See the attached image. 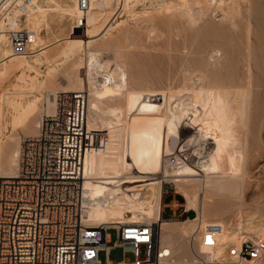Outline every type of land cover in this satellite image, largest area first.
<instances>
[{
    "label": "bare ground",
    "instance_id": "obj_1",
    "mask_svg": "<svg viewBox=\"0 0 264 264\" xmlns=\"http://www.w3.org/2000/svg\"><path fill=\"white\" fill-rule=\"evenodd\" d=\"M14 1L15 0H0V51L3 50L0 54V64L3 66L2 70H0V81L7 80L12 76H16L18 80V83L14 84L11 88L8 89L4 87L0 89V178H13L16 176L18 170L19 154L23 140L20 141L18 138L19 136L16 137L14 134H8V131H10L9 128L11 127V131L15 132L20 128L29 126L32 122L35 124V127L34 129L32 128V133L25 137L36 136L39 132L42 118L46 115L51 116L55 113L56 98L59 92H86L88 90L90 98L88 95L89 103L87 105L86 122L93 138H95L97 134L93 112L99 108V103L105 100H122V102L116 101L117 103L113 104L111 109V113L114 114L115 118L110 123L117 126L120 133L119 136L115 137L117 141L114 144V150L109 149L108 151V149H106V151L100 149L97 145L98 142L94 141L90 148L87 149L84 156L83 203L86 210L85 222L93 227L102 224L109 227H117L119 224L126 223L156 225L160 243L165 248V252L170 255V259L176 262L202 264L203 260L200 262L197 259L199 255L195 253L196 251L192 249L193 247L191 248V241L189 242L190 248L188 249L191 253V257L182 255L178 258L176 255L180 254L178 246L179 241L182 244L181 239L186 237H189L190 240L195 230L197 228L201 230L203 225L206 224L203 223L206 220L205 216H207L206 208L209 207L212 200L208 194L214 195L222 191L226 192V190L230 192V190L232 191L234 188L233 191H236V187L240 189L239 184L242 182L241 180L244 176V174H242V162L244 159V147L242 142L243 140L245 141L244 138L246 137V132L244 135L242 130L247 127V123L249 122V106L251 104L250 97L254 76L253 65H250V51L253 45L251 44V38L254 35L250 19L247 18L244 22L247 57L244 56L247 58V68L244 67L246 71L245 84L244 86L242 85L243 88H240L241 85L239 86L238 83V86H234V89H232V83L231 86H227L226 84H230L229 79L226 80L228 83L225 81V84L222 85L216 84L215 82L217 81H215V78V82L210 83L208 80L211 78L209 79L208 74H206L207 71L205 72L203 70L204 72H200V81L203 83L198 90H193L191 92L192 94L190 93L191 95L189 96L188 102H184V100L181 99L178 102L176 101L175 105H172V100L177 94L166 92V90L159 91L150 88H142L141 90L139 88L134 89L132 88L133 86L130 87L124 64L117 62L112 57L113 60L111 56L105 58L106 56H103V53H100L97 49H89V42L91 43L92 41L98 40L99 37L104 34L105 30H107L106 27L100 31L97 28L106 8L96 13H94V11L92 12L93 14L90 10L93 9V5H105L107 8L113 7L112 3L115 0H90V7L86 16V26L88 29L83 32L82 38L71 37L69 39L71 41H76L78 43V48L88 50L87 52L85 51V57H80L78 62H75L73 69L68 68L64 72V80H66V83L62 85V91L59 92L53 91V89L51 91V89H49L50 86L48 87L46 83L51 75L54 77L51 78V80L56 81L55 77H57L58 68L63 62L57 61V56L61 54L66 55L68 53L66 49H62L61 47L51 52L46 51L50 46L43 42L45 38L43 40L41 34L42 29L39 30V28H48L49 23L47 24V16L50 11L54 10L57 12L59 9L57 6H53V9L52 6L44 8L38 5L37 0H27L33 3L35 7H32L22 16L18 7L13 4ZM48 1L54 3V0ZM134 1L136 0H122L121 6L123 8H128L132 3L135 5L136 2ZM213 1L216 3L215 8L218 6L222 11L221 15L224 16L222 18L228 19L229 17L232 23L231 27H238L240 21L238 22L236 20V16L242 15V4L246 5L245 3L249 0H229V3H226V0H219L218 4V0H180L178 5L191 17L195 14V5L199 6H197V11L204 12L207 8L209 9ZM16 2H19V0H16ZM173 3L175 4V1H173ZM250 3L252 2H249V4ZM174 4L169 3L166 8L170 9L172 7H177V5ZM13 7H16L17 10L16 8L13 9ZM180 7L176 8L177 11L181 9ZM144 8L150 9L148 7ZM22 19H25L27 22V28L30 27L26 29L33 32V39L26 53H15L11 46L10 32L19 29ZM241 23L242 21L240 24ZM14 25H16L17 28ZM242 27L243 26H241V30L243 29ZM225 29L227 30V28ZM229 30H231V32L234 31L231 33L232 35L237 32L236 28L234 30L232 28ZM219 33L222 34L221 32ZM222 35L220 36L222 37ZM74 36H77V34ZM226 37L224 38L227 39ZM238 37H236V39ZM241 37L243 38V36ZM232 40L235 41L234 38ZM227 41L225 40L224 42ZM229 41H231V39ZM2 44L9 46L10 49L2 48ZM260 44L258 43L257 46H260ZM231 45L233 44L231 43ZM224 46L226 47V45ZM241 46L240 47L243 48V45ZM262 46L263 45H261V48ZM75 47L76 46H74V48ZM231 47H228V49ZM241 48L238 49L242 51L243 49ZM261 48L259 47L258 51H260ZM76 49L77 48H75V50ZM214 50L216 53H213L212 56L218 59L222 53L219 51V47ZM226 50L225 52L227 53ZM238 52L236 51L237 54ZM233 54L234 53H232L233 60L236 62L237 60H235L234 57L235 54ZM44 55L46 56L47 63L50 65V71L44 73V79L40 81L38 80L40 76L37 70H34L37 71L36 75H32L29 72V75H27V71H29V69H35V65L39 64L40 58ZM101 55L103 57H101ZM261 56L264 55L261 54ZM230 62L233 63L232 60ZM81 68H85L86 72L84 77L79 74ZM234 72L236 74V71ZM99 74L102 76V80L97 78ZM235 74L234 76L239 77L238 74ZM231 75L230 73L229 78ZM224 80L222 79V83H224ZM29 87L30 89L28 90ZM0 88H2L1 85ZM41 88L43 89L41 90ZM256 88L257 87H255V89ZM30 91L37 92L35 99L30 100L27 98L26 95ZM55 92L57 93L54 97H49V93L53 94ZM159 95L162 98H156L157 96L159 97ZM141 96H146L148 99L141 101L139 111L133 114V116H130L132 98H139ZM42 99H46L47 101V105H43V107H41ZM42 111H45L46 114L43 117L41 114ZM195 111L197 112L195 113ZM188 112L190 113L188 114ZM185 121H187L189 129H194L196 133L206 136L208 140H211L210 143L213 145L211 152L207 155L201 156V152H197L198 154L194 156L195 160L191 159L192 161L188 160V162L179 158V155L172 154L171 152L172 149L179 146L182 142H180L181 125ZM240 134L242 135L239 136ZM237 137H239V139L242 138V140H236L235 138ZM186 145L185 142L182 143L180 149H184ZM169 154L172 155L169 156ZM167 155L168 157L165 158ZM172 156L178 158L177 164H169ZM4 158L5 161L3 160ZM227 158L229 160H226ZM127 165H134V168L131 169V171L129 170L130 174H128V176L121 177V172H125L124 169L125 167L127 168ZM136 167L142 168L140 173L147 175L135 174L134 170ZM161 170H163L164 176L167 177L165 181L171 180L174 182L177 187L176 192L180 193L185 199L184 203H182L186 207L185 209H194L197 212L196 218H178L170 221L162 219V194L165 190V183L161 181L162 179H159L160 177L148 175L159 174ZM178 204L177 201H174L173 205L178 206ZM126 210L132 212L131 217H125L124 213ZM174 223L175 226L171 225ZM238 224V227L235 228L237 231L234 232L231 239L227 231L221 234L217 231L218 229L216 230L215 228H210L209 231H206L207 234H204L213 237V241L208 244V246H212L214 250H217L215 254L216 258L224 256L223 264L229 263V261L226 260L227 257H225L227 246L232 245L230 247L239 248L242 243L241 241L248 236L251 237V234L255 236L264 235V223L254 224L250 222L246 227L241 223ZM174 232L180 234H178V238L174 237ZM199 233H197L196 240L198 245L199 243L201 245L205 242V237L203 236V238L201 233ZM233 238H237L238 241H235ZM229 240H232V243H229ZM219 243H222V245L224 243V246H216L217 244L219 245ZM185 250L186 249H184V252ZM228 254L233 258L232 260L235 259V256L230 255L231 253L229 250ZM204 258L206 260H204L203 263L211 262L208 260V257L204 256ZM238 260L239 259H237V261ZM247 260H249L250 264H254L258 259Z\"/></svg>",
    "mask_w": 264,
    "mask_h": 264
},
{
    "label": "rangeland",
    "instance_id": "obj_2",
    "mask_svg": "<svg viewBox=\"0 0 264 264\" xmlns=\"http://www.w3.org/2000/svg\"><path fill=\"white\" fill-rule=\"evenodd\" d=\"M121 1L122 0H120V2L119 0H115L112 3L113 7L108 8L105 5H93V9L90 10L91 13L94 11V13H96L99 12L101 9L106 8L99 24L97 25V28L100 31L101 29L106 27L107 30H105L104 34L99 37L98 40L92 41L91 43L89 42V46L91 47H89V49H97L100 51V53H103V56H106L105 58L111 56V58L113 57L117 62L124 64L126 72L128 74L127 77L130 87L133 86L132 88H139L141 90L142 88L156 89L159 91L166 90V92H173V94H177L173 99L174 101L172 100V105H175L176 101L178 102L181 99L184 100V102H188L189 96L192 94L191 92L193 90H198L203 83L200 81V72H202L203 70L205 72L207 71L206 74H208L209 79L211 78L210 80H208L210 81V83H214L215 81H217L215 82L216 84L222 85L225 84V81L229 79L230 84L226 81V83H228L226 84L227 86H231L232 83V89L235 88L234 86H238V84L239 86L241 85L240 88H243L245 84V71L247 68V49L245 43L246 37L244 22L245 20H247V18L250 19L251 25L253 26L252 32L256 37L252 34L253 37L251 38V44L253 45L251 46L250 51V65H253L252 68L254 71V76L250 97L251 104L249 106L250 116L249 122L247 123V127L242 130V133L244 135L246 132V137L244 138L245 141H241L244 147V159L242 162L243 171H241L244 176L241 180L242 182H240L239 184L240 189L236 187V191H233L235 189L234 188L232 191L230 190V192L226 190V192L222 191L214 195L208 194V196L212 198V200L209 204V207H207L208 209L206 208L207 216H205L206 220L205 222H203L204 224H206L203 225L202 229L200 230V233L202 237H205L206 235L204 234H207V230L209 231L210 228H215L216 230L218 229L217 231H219L221 234L226 233L227 231L229 233V238L231 239V237H233L234 235V232L237 231L235 228L238 227V223H241L244 227H246L247 224L250 222L254 224L264 223V65H262L264 64V56H261V54L264 55V0H249L245 3L246 5L242 4V15L236 16V20L238 22L242 21L241 24L239 22V28L236 26L231 27L232 23L229 17L228 19L222 18L224 17L223 15H221L222 11L219 9L218 6V9L215 8L216 3L214 1L210 5L209 9L207 8V10H204V12L197 11V8L199 6L195 5L196 11L194 16L191 17L188 16L185 10L178 5L180 0H136L134 1L136 2L135 5L132 3L133 6L131 4L128 7L129 10L128 8H123L121 6ZM173 1H175V4L173 3ZM228 1L229 0H226V3H229ZM37 2L38 5L43 6L44 8L52 6L53 9V6H57L59 9V11L57 12L51 10L48 14V28H39V30L42 29L41 34L43 36V40L45 38L43 42L45 44H49L50 46L46 51L51 52L54 49H59L61 47L62 49H66L68 53L66 55L61 54L57 56L56 60L59 62H63L58 68L56 74L57 77H55L56 81L51 80V78H54L53 75H51V77L47 80L46 83L48 87L50 86L49 89H51V91L53 89V91L59 92L62 91V85L66 83V80H64V72L68 68L73 69L75 62L77 63L80 57H85V51L87 52L88 50L84 48H78V43L69 39L71 37L82 38L83 32L87 30L88 27L86 26V29L83 30L73 29V20L78 15L76 0H54V3H51L48 0H37ZM218 2L219 0L217 1V4ZM249 2L252 3L249 4ZM169 3L177 5V7L170 8L172 10L171 11L170 9L166 8ZM144 7H148L150 9H145ZM179 7L181 9L177 11L176 8ZM15 8L13 7V9ZM71 10L74 12H72ZM26 25L27 22L25 21V19H22L19 28H27ZM14 26L17 28L16 25ZM241 26H243L242 30ZM225 28H227L228 32ZM231 28L233 30L236 28L237 31L233 35L231 33H233L234 31L231 32V30H229ZM219 32H221L222 34L224 32V34L222 35ZM76 34L77 36H74ZM220 35H222V37ZM223 36H228L226 37L228 41ZM238 36H243L244 39L241 37L243 39L242 40ZM232 37L234 38V40L236 39V37H238L239 39L237 38L235 42L232 40ZM223 38L227 42H224L225 40ZM230 39L231 41H229ZM223 42L227 44H224ZM230 42L233 45H231ZM258 43H261L260 46H257ZM224 45H226V47ZM230 45L233 47H231ZM241 45H243V48H241ZM261 45H263L262 48ZM74 46H76V50ZM218 47L222 55L218 59H216L212 55L213 53H216L214 52V49H218ZM224 47L226 49H228V47L231 48L226 50ZM259 47L261 48L260 51H258ZM2 48L10 49L9 46H5L3 44ZM238 48H241L243 50L241 51ZM225 50L227 51V53L225 52ZM252 50L254 51V53ZM2 51H0V54L2 53ZM236 51L240 52H238L237 54ZM232 53L235 54L233 55L235 57V60L238 61H236L237 63L233 60L234 58L232 56ZM102 55L101 57H103ZM231 60L233 61V63L230 62ZM233 64H237L235 65L236 67ZM2 68L3 66L0 64V70H2ZM225 69L229 72H227ZM34 70H37L39 72L38 75L40 77H38V80L42 81V79H44V73L50 71V65L49 63H47L45 55L40 58L39 64L35 65V69H29V71H27V75H29V73L32 75H36L37 71ZM224 70L226 71V73ZM234 71H236V74H238L240 78L234 76ZM85 72V68H81L79 74L84 77ZM230 73L232 75L229 78ZM241 74L243 75V77ZM100 76L101 75L99 74V77L97 76V78L99 80H102V76ZM219 76L222 78H220ZM222 79H225L224 83H222ZM17 83V77L12 76L7 80L5 79L0 81V85L2 86V88L0 89H3L4 87H7L9 89ZM255 87L257 88L255 89ZM29 89L30 87L28 88V90ZM42 89L43 88H41V90ZM57 92L53 94L49 93V97H54ZM86 92H88V90ZM36 93L37 92L30 91L26 96L28 99L32 100L36 98ZM156 98L162 97L159 95V97L157 96ZM145 99H148V97L141 96L139 98H132L129 113L130 116H133V114H136L139 111V106L141 105L140 103ZM116 101L122 102V100H105L104 102L99 103V108H97L99 110L96 109V111L93 112V117L95 119L94 121H96L94 123L97 133L95 135V138L98 139L97 145L100 149H108V151L109 149L112 150L113 148H115L114 144L117 141L115 137L120 135L118 131L119 128H117V126L115 125H112L113 123H110L115 118L114 114L111 113V109L113 107V104L117 103ZM43 105H47L46 99H42L41 107H43ZM196 112L197 111H195V113ZM189 113L190 112H188V114ZM41 114L42 117L46 115L45 111H42ZM181 126L182 127L180 142L182 141L181 144L185 142L187 145L184 147V149H180L181 144L179 146H176L174 149L171 150L172 154L179 155V152L183 151V153H186L187 156L190 155L192 160H195L194 156L197 155L199 152H201V156H205L209 152H211L213 147L212 143H210L211 140H208L206 136H203L200 133H196V130L189 129V127L187 126V121L183 122ZM34 127L35 124H33L32 122L29 124V126L20 128L15 132L11 131L12 128L10 127V131H8V134H14L16 137L19 136L18 138L20 139V141H22L25 136H29V134L32 133ZM241 135L242 134H240L239 136ZM199 136H201L202 138ZM235 139L238 140L239 137ZM239 140H242V138ZM172 154H169V156ZM167 157L168 155L165 158ZM191 159L189 160L192 161ZM3 160L5 161V158ZM226 160L229 159L227 158ZM129 166L127 165V168L125 167V172H121V177H126L128 176V174H130V171L134 168V165L130 166V168ZM141 170L142 168L136 167V169L134 170L135 174L147 175L140 173ZM148 175L160 177L159 179H162L161 181L165 183V190L162 194L163 215H161V217L163 220L170 221L178 218L194 219L196 217V211L194 209H188L189 211L186 214V207L182 204L184 203L185 199L181 196L180 193L176 192L177 187L174 182H172L171 180L165 181L167 177L164 176L163 170H161L159 174L157 173ZM166 190L169 191L166 192ZM173 198L175 200L170 203ZM174 201H177V204L179 203L178 206L173 205ZM173 209H176L178 215H182L181 218H172L171 214L174 211ZM124 215L125 217H131L132 212L126 210ZM171 225L175 226V223ZM108 232L111 235L110 242L107 243L110 249L108 252H106L105 250H101L99 252V257L101 261L105 262L107 257L113 262H120L123 260H134L135 256L130 250L125 249V247L122 245H117V230L115 228H110L108 229ZM174 234V237L176 238L179 233L174 232ZM251 236L255 235L251 234ZM236 239L234 240L238 241V239ZM190 241L191 239L189 240V237L182 238V244L179 241L178 246L180 254L176 255L178 258L182 255L191 257V253L188 250L190 248ZM231 241L232 240H229V243ZM199 245L196 241L195 247L191 246V248L193 247L192 249L196 251L195 253L199 255V258L197 259L200 262H202V260L204 262V260H206L204 256H206L208 257V260L211 261L210 263L202 262V264H223L224 256L216 258V249L214 250L212 246L206 245L205 242H203L200 246ZM216 246H224V243L223 245L222 243H219V245L217 244ZM230 246L232 245L227 246L225 251V257H227L226 260L229 261V263L227 264H250L249 260L237 261L236 258L232 260L233 258L230 257L228 254V248ZM184 249H186L185 252ZM254 264H264V257L256 260V263Z\"/></svg>",
    "mask_w": 264,
    "mask_h": 264
},
{
    "label": "built area",
    "instance_id": "obj_3",
    "mask_svg": "<svg viewBox=\"0 0 264 264\" xmlns=\"http://www.w3.org/2000/svg\"><path fill=\"white\" fill-rule=\"evenodd\" d=\"M13 4L22 16L35 7L27 0ZM76 5L73 29L83 30L90 0H76ZM32 39L33 32L26 28L10 32L15 53H26ZM87 105L85 91L59 92L55 113L42 118L36 136L23 139L16 176L0 178V264H195L170 259L153 224H86L83 160L87 149L98 141L87 127ZM179 153L182 160L191 159ZM177 160L172 156L169 164ZM110 228L117 230V245L130 250L134 260L113 262L107 257L101 261L99 252L110 249ZM199 232L197 228L191 236L193 247ZM204 241L208 245L213 237L206 235ZM228 250L242 261L262 258L264 235L248 236L239 248Z\"/></svg>",
    "mask_w": 264,
    "mask_h": 264
},
{
    "label": "crops",
    "instance_id": "obj_4",
    "mask_svg": "<svg viewBox=\"0 0 264 264\" xmlns=\"http://www.w3.org/2000/svg\"><path fill=\"white\" fill-rule=\"evenodd\" d=\"M174 211H173V213L171 214V215H173V214H177V211H176V209H173ZM162 215H163V213H162ZM178 215V214H177Z\"/></svg>",
    "mask_w": 264,
    "mask_h": 264
}]
</instances>
